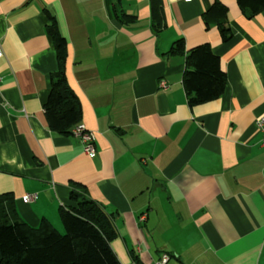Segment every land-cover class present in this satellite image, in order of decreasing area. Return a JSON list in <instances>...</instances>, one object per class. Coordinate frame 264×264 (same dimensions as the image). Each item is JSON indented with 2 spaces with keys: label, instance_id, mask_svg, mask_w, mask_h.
<instances>
[{
  "label": "crops",
  "instance_id": "0c3cea01",
  "mask_svg": "<svg viewBox=\"0 0 264 264\" xmlns=\"http://www.w3.org/2000/svg\"><path fill=\"white\" fill-rule=\"evenodd\" d=\"M215 2L229 10L228 42L203 21ZM114 4L0 0V195L30 227L47 220L61 230L59 211L76 207L73 184L82 186L112 217L121 264L165 255L167 264H264V11L247 18L237 0H121L118 13ZM48 14L68 42L65 76L82 105L79 125L95 136L93 159L48 125L58 71ZM179 40L186 52L209 44L220 58L218 100L189 106L184 57L168 55Z\"/></svg>",
  "mask_w": 264,
  "mask_h": 264
},
{
  "label": "trees",
  "instance_id": "16d2710c",
  "mask_svg": "<svg viewBox=\"0 0 264 264\" xmlns=\"http://www.w3.org/2000/svg\"><path fill=\"white\" fill-rule=\"evenodd\" d=\"M247 18L264 11V0H237ZM121 0L113 10L118 13ZM228 8L215 2L204 14L207 30L217 28L224 42L232 37L227 24ZM153 29L162 31L163 9L152 3ZM122 22L132 20L121 11ZM47 34L53 39L58 71L52 77V87L45 106L50 129L60 135H72L83 118L80 99L66 79L68 42L62 35L58 20L48 14ZM168 55L184 57L186 70L183 85L191 108L218 100L226 87V74L220 58L209 44L185 51L184 40L175 42ZM82 186L73 184L71 194L76 207L60 209L59 216L65 234L49 221L37 228L30 227L20 217L9 194L0 195V264H121L111 242L118 236L112 217L91 200Z\"/></svg>",
  "mask_w": 264,
  "mask_h": 264
},
{
  "label": "built area",
  "instance_id": "2783aa9c",
  "mask_svg": "<svg viewBox=\"0 0 264 264\" xmlns=\"http://www.w3.org/2000/svg\"><path fill=\"white\" fill-rule=\"evenodd\" d=\"M3 57V51L0 46V58ZM160 86L163 89H167V84L164 82L160 83ZM257 127L261 133L262 137V143L264 144V116H262L258 121H257ZM72 135L79 140V142L83 146V152L86 156L89 158L93 159L97 156V147H96V141H95V136L92 132L88 131L85 126L83 125H78L75 127L72 131ZM25 202H32L34 200L33 196H25L23 198ZM169 261V256L165 255L161 262L157 264H167Z\"/></svg>",
  "mask_w": 264,
  "mask_h": 264
},
{
  "label": "rangeland",
  "instance_id": "374dc122",
  "mask_svg": "<svg viewBox=\"0 0 264 264\" xmlns=\"http://www.w3.org/2000/svg\"><path fill=\"white\" fill-rule=\"evenodd\" d=\"M60 233H62V234H65V230H64V228L62 227V229L61 230H58Z\"/></svg>",
  "mask_w": 264,
  "mask_h": 264
}]
</instances>
